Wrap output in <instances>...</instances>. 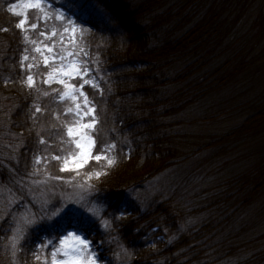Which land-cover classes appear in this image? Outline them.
Segmentation results:
<instances>
[{
  "label": "trees",
  "instance_id": "1",
  "mask_svg": "<svg viewBox=\"0 0 264 264\" xmlns=\"http://www.w3.org/2000/svg\"><path fill=\"white\" fill-rule=\"evenodd\" d=\"M20 1L0 0V264H51L69 231L98 264H264V0H47L91 31L92 153L114 152L77 172V118L23 60ZM197 173L216 185L180 200Z\"/></svg>",
  "mask_w": 264,
  "mask_h": 264
},
{
  "label": "snow or ice",
  "instance_id": "2",
  "mask_svg": "<svg viewBox=\"0 0 264 264\" xmlns=\"http://www.w3.org/2000/svg\"><path fill=\"white\" fill-rule=\"evenodd\" d=\"M22 8L26 10H36L41 14V17H37V19H44L45 21L55 18L58 21L65 22L67 27L64 28V31L67 32L69 29L73 33L76 31V22L67 18L65 14L61 11L54 10L53 12H49L48 9H52L53 6L51 3H48L47 0H24L22 4ZM12 10V9H10ZM14 14L18 17H21L19 22L15 25L18 29L27 31L29 28L35 30L38 27L37 23H29L28 15L26 11H15ZM27 26V27H26ZM41 36H47L48 33L41 32ZM52 36L57 35L55 31L51 32ZM35 43V42H33ZM45 48L48 52H53L54 45L49 47L45 45ZM35 51L40 52L41 49L39 47L35 48ZM69 56H75V53H69ZM86 55V53H85ZM44 64L47 66L49 64L48 57H44ZM53 61L59 59L61 61V66L59 68H54L52 72L48 73L47 80L45 83H52L53 80H56L57 83L64 85V92L63 97H67L73 101H78L81 96L84 99V108L85 111L83 112L84 116H87L89 112L93 114L92 122L91 123H84L77 127L76 125L69 126L67 128V135L70 138H75V147L79 149V158L73 157L74 166L76 169L84 167V165L89 162L90 160H95L96 162H100L102 159L106 160L109 165L113 164V160L108 158L103 154L94 155L91 151L92 147L94 146V140H88L84 136V130L86 129H93L95 127V108L91 107V102L88 101L86 94L83 93V87L85 84L89 85L90 87H96L94 82H91L88 79H84L85 76L88 75V69L83 67V62L81 60H73L70 61L68 64H63L64 57L53 55ZM24 60H28V56L24 57ZM34 65H28L29 69H31ZM54 74L62 75L63 79H56ZM80 79L82 83L79 85L68 83L69 79ZM27 86L29 88L35 87V80L32 75H28L26 79ZM48 95V93H45ZM76 115L80 116L81 112V105L76 103ZM37 112L40 111L39 108L36 109ZM69 111H72L69 109ZM43 142V141H42ZM55 159H61L60 156L55 157ZM71 170L67 164L64 165L62 171H69ZM97 176L100 173H96ZM105 227H108V222L105 221ZM53 241L50 239L47 243H41L40 249L41 251L47 248L49 245H52ZM91 241L87 240L81 235H78L77 232H69L66 236L63 237L59 241V247L55 248V250L51 251V264H98L97 255L95 252L91 251ZM36 259L39 260L40 257L38 254H34ZM58 255H62L63 259H57Z\"/></svg>",
  "mask_w": 264,
  "mask_h": 264
},
{
  "label": "rangeland",
  "instance_id": "3",
  "mask_svg": "<svg viewBox=\"0 0 264 264\" xmlns=\"http://www.w3.org/2000/svg\"><path fill=\"white\" fill-rule=\"evenodd\" d=\"M23 2H24V0H21L17 4L12 5L10 8L12 10H10V11L13 14L15 11H26L27 15H28L29 23H30V18H29L30 12L35 11L38 13V17H41V14L36 10L29 11V10L23 9L22 8ZM48 3H50V2H48ZM52 6H53L52 9H48V11L50 13L53 12L54 10L61 11L65 14V16L67 18H70L71 20L76 22L73 19V17L69 16L65 11H63L62 9H58V8L54 7L53 4H52ZM35 23L38 24V27L35 30H32L29 28L27 31H24V30L20 29L22 34H23L25 44L27 45V51H26L24 57L28 56V60L23 59L24 62L26 63V65H30L34 60H38V59L42 60V63L44 64L43 58L46 56V57H48V60H49V64L47 65V67L50 68L49 72H52V70L54 68H59L61 66V61L59 59H57L55 61H53V59H52L53 55H57V56L64 57L63 64H68L70 61L78 59V60H81L83 62V67L86 68V66H87L86 61L88 62V58H89V40L91 37V31L88 27H86L85 25H83L81 23L76 22L77 27H76L75 33H73L71 31V29H69V31L65 32L64 28L67 27L66 23L62 22V21H58L54 17L47 20V21H45L42 18H40V19L36 18ZM42 24H43V26H42ZM52 31H55L57 33V35L52 36L51 35ZM41 32H46V33H48V35L47 36H41L40 35ZM33 42H35V43H33ZM45 45H47L49 47L54 45L53 52H51V53L48 52L45 48ZM37 47H39L41 49L40 52L35 51V48H37ZM70 52L75 53V56H69L68 54ZM85 53H86V55H85ZM44 66H45V64H44ZM54 75L56 76V79H63L64 78L62 75H59V74H54ZM84 79H88L91 82H94L96 84L94 76L91 75L90 69H88V75L85 76ZM74 80H77V79H75V78L69 79L67 82L71 83V84H76L75 82H73ZM78 80H80V79H78ZM80 81H81L80 83H82V80H80ZM53 83L59 84L56 82V80H53V82L50 84H53ZM86 85L87 84H85L84 86H86ZM61 86H63V89H64V85H61ZM63 92H64V90H63ZM83 93L85 94L84 87H83ZM61 100L63 102L70 103L69 109H71L72 111H69V112L76 116L77 122L75 125L77 127H79V125H81V124L92 122L93 114L91 112H89L87 116L83 115V112L85 111L83 96H81L78 101H73L67 97H63V93H62ZM76 103H79L81 105V109H80L81 115L80 116H77L75 114L77 111ZM234 124H236V123L232 122V121L231 122L227 121L224 123L221 122V123H218L216 125L217 127H215V128L217 129V133H218V132L222 131L225 127H227L228 129L231 128ZM95 125H96V123H95ZM94 128L84 130V136L88 140H94L92 138V132H93ZM212 130H215V129H213V127H212ZM71 139L73 140V142L75 144V138H71ZM93 148H94V146L91 149L92 152H93ZM105 156H107L108 158H110L114 161L113 149L111 151H109L108 155H105ZM76 158L77 159L79 158V153L76 156ZM66 162H67L69 168L71 169V170L66 171V172H77V171L81 170L82 168H84L85 165L88 163L87 162L84 165V167L76 169L74 166L73 158H71L70 160H67L63 163V168H64V165ZM194 163L197 165V162H194ZM183 173H184L183 168H179V170H173L172 172L169 171L160 180L157 181V185H158L157 187L162 188L164 190V192L168 191L167 195H169V192L171 194H173L175 189L183 183V178L181 177ZM197 174H198V177L201 178L200 180H198V184L193 185L194 184L193 183L192 185L188 186L187 188H183L184 190L182 191V193H180V195H178V198L180 200L186 196H193L195 193H198V192H199V196H201V195L203 196L204 193L205 194L208 193V189L210 191V190H212L214 185H216L210 179L207 181L203 180L204 174H200V173H197ZM201 181L203 183V186L200 185ZM154 188H156V187H154ZM202 196H201V198H202ZM202 200H203V198L201 199V201ZM184 201H186V200H184ZM194 202L192 203L191 201H188V203L186 205L187 206L189 205L191 210L197 208L198 206L200 207V204H196ZM250 215L251 214H249V216ZM197 220L199 222L200 220H202V217L198 216ZM190 223L196 224L197 222L193 220V221H190ZM69 232H73V231H69ZM77 234L83 236L82 234H79V233H77ZM62 239H63V237H62ZM90 247H91V251H92V246L90 245ZM63 258L64 257L62 255H60V257H57V259H63Z\"/></svg>",
  "mask_w": 264,
  "mask_h": 264
}]
</instances>
